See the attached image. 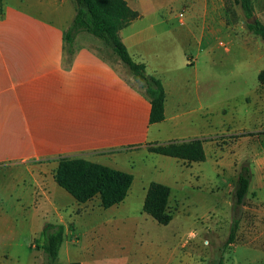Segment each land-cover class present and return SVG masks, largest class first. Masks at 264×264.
<instances>
[{
	"label": "crops",
	"instance_id": "obj_1",
	"mask_svg": "<svg viewBox=\"0 0 264 264\" xmlns=\"http://www.w3.org/2000/svg\"><path fill=\"white\" fill-rule=\"evenodd\" d=\"M32 1L26 3L57 15L58 21L0 0V257L8 256L5 249L12 242L37 234L33 219L39 213L52 216L41 225V233L47 223L64 225L56 219L63 214L60 199L50 196L62 159H84L133 174L127 198L111 210L126 204L132 192L144 193L143 208L154 182L195 191L205 179L209 187L216 186L214 178L235 176L238 181L247 165L252 173L247 196L255 192L256 204H264L262 148L242 151L252 142L244 137L232 161L216 162L209 153L216 130L194 129L188 118L197 111L209 112L204 100L216 97L215 76L207 72L201 77L199 63L205 58L210 65L233 41L236 27L225 0H126L140 17L122 29L120 37L132 58L161 80L166 93L165 120L157 124L150 121L149 99L126 69L87 44L93 41L105 48L102 41L79 33L73 55H65L64 35L76 13L75 1ZM64 6L69 10H60ZM193 99L196 109L190 108ZM196 139L203 140L204 162L148 151L152 145ZM66 194L62 197L68 202L80 205ZM233 206L234 197L228 204L230 228ZM30 208L34 212H27ZM241 208L243 212L245 202ZM69 246L64 242L59 255L63 248L69 253ZM72 262L97 264L87 258L68 264Z\"/></svg>",
	"mask_w": 264,
	"mask_h": 264
},
{
	"label": "rangeland",
	"instance_id": "obj_2",
	"mask_svg": "<svg viewBox=\"0 0 264 264\" xmlns=\"http://www.w3.org/2000/svg\"><path fill=\"white\" fill-rule=\"evenodd\" d=\"M253 1L256 18L264 22V0ZM32 2L37 3V0ZM225 2L236 27L233 41L210 65L205 58L199 63L201 77L207 72L214 74L216 97L204 100L205 104L209 103V112L188 115L194 129L216 130L209 139L212 145L208 149L216 162L232 161L235 146L244 137L252 142L241 147L242 151L260 146L264 152V41L246 28L239 6L232 0ZM9 3L58 21L57 15L30 7L26 0H10ZM60 10L69 8L64 6ZM87 44L111 64L123 67L106 47L93 41ZM190 108H197L194 99ZM247 163L251 165L250 160ZM214 179L215 187L206 185L205 179V185L195 191L179 190L174 183L170 185L168 210L173 220L166 226L143 212L140 201L144 193L132 192L126 204L111 210L101 206L99 197L80 205L70 203L65 198L68 197L65 190L56 183L50 196L60 199L58 205L63 214L56 219L57 223L65 225L64 242L70 244L69 253L63 248L57 264L85 258L97 264H219L222 258L225 264H264V204H256L255 192L248 194L236 238L232 244H227L230 211L232 214L228 204L233 200L238 183L235 176ZM255 182L258 183L257 179ZM27 212L34 210L30 208ZM51 219V215L39 213L33 219L37 234L31 238L24 235L23 239L7 246L8 256L0 257V264H44L43 252L36 246L44 240L41 225Z\"/></svg>",
	"mask_w": 264,
	"mask_h": 264
},
{
	"label": "trees",
	"instance_id": "obj_3",
	"mask_svg": "<svg viewBox=\"0 0 264 264\" xmlns=\"http://www.w3.org/2000/svg\"><path fill=\"white\" fill-rule=\"evenodd\" d=\"M76 13L64 35L65 55L72 56L74 40L77 34L87 33L101 40L105 47L118 59L151 103L150 121L152 124L165 120L166 93L160 79L147 73L144 63L136 62L130 55L120 37V31L140 17L126 0H74ZM241 9L246 28L264 41V22L256 18L253 0H232ZM255 18L254 23L250 19ZM102 56V55H101ZM103 59H105L102 56ZM106 60V59H105ZM109 62V61H108ZM264 78V75L262 79ZM148 151L153 154L176 158L188 163H200L206 160L203 140L152 145ZM250 167L244 166L240 172L234 195L233 220L227 244L236 238L242 216V206L249 191L251 180ZM56 183L80 204L100 198L101 206L109 209L127 198L134 176L84 159H62L55 169ZM171 188L161 183H151L144 199L143 212L160 225H169L173 216L169 209ZM43 243L36 248L43 252L44 264H57L61 247L65 240V226L45 224ZM71 264H81L72 262ZM219 264H225L223 258Z\"/></svg>",
	"mask_w": 264,
	"mask_h": 264
},
{
	"label": "water",
	"instance_id": "obj_4",
	"mask_svg": "<svg viewBox=\"0 0 264 264\" xmlns=\"http://www.w3.org/2000/svg\"><path fill=\"white\" fill-rule=\"evenodd\" d=\"M249 22H250V23H254V22H255V18L250 19Z\"/></svg>",
	"mask_w": 264,
	"mask_h": 264
},
{
	"label": "clouds",
	"instance_id": "obj_5",
	"mask_svg": "<svg viewBox=\"0 0 264 264\" xmlns=\"http://www.w3.org/2000/svg\"><path fill=\"white\" fill-rule=\"evenodd\" d=\"M189 235H190V236H193V235H194V233H190Z\"/></svg>",
	"mask_w": 264,
	"mask_h": 264
}]
</instances>
